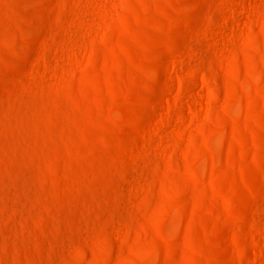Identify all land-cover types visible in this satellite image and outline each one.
<instances>
[{
    "label": "rangeland",
    "instance_id": "374dc122",
    "mask_svg": "<svg viewBox=\"0 0 264 264\" xmlns=\"http://www.w3.org/2000/svg\"><path fill=\"white\" fill-rule=\"evenodd\" d=\"M0 264H264V0H0Z\"/></svg>",
    "mask_w": 264,
    "mask_h": 264
}]
</instances>
